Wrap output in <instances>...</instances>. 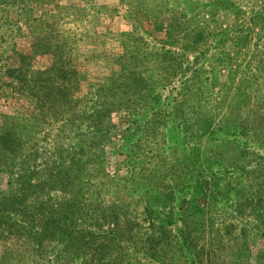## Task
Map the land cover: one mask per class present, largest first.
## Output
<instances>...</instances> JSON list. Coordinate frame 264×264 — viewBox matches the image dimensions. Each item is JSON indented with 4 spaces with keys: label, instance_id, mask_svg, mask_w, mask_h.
Wrapping results in <instances>:
<instances>
[{
    "label": "rangeland",
    "instance_id": "374dc122",
    "mask_svg": "<svg viewBox=\"0 0 264 264\" xmlns=\"http://www.w3.org/2000/svg\"><path fill=\"white\" fill-rule=\"evenodd\" d=\"M52 67L55 80H70L69 99L119 104L103 105L104 137L87 148L97 156L91 175L100 173L90 182L103 186H90V199L101 192L94 204L102 209L134 203L143 224L142 206L169 216L159 225L175 236L166 251L178 259L154 261L147 245L149 256L123 264H264V177L244 178L253 155L234 163L239 148L257 157L263 149L223 122L229 113L261 130L254 117L264 120V0H0V114L29 118L33 72L47 77ZM40 136L27 128L26 150L41 153ZM126 136L141 138L143 163L130 158ZM9 181L0 168V196ZM45 247L36 254L0 225V264H48L57 250ZM78 251L63 264L91 261Z\"/></svg>",
    "mask_w": 264,
    "mask_h": 264
},
{
    "label": "trees",
    "instance_id": "16d2710c",
    "mask_svg": "<svg viewBox=\"0 0 264 264\" xmlns=\"http://www.w3.org/2000/svg\"><path fill=\"white\" fill-rule=\"evenodd\" d=\"M53 71L52 67L48 72L50 76L43 78L40 71L33 72L36 77L32 86L34 100L28 104L29 118L15 114L3 117L0 114V168L10 177V188L6 195L0 196V225L5 224L11 234L30 240L36 254L46 253L45 246H55L57 251L49 256L48 264H60L58 259L63 264L69 255H78V250L92 254L87 264H123L139 254L149 256L147 245L154 253V256H149L154 257V261L161 262L157 258L164 259L169 254L171 261L178 259L175 253L166 251L168 246L171 252L175 236L159 225L160 221H164L160 219L164 214H149L148 206H142L148 217V223L143 224L132 216L134 203L123 200L120 205L110 204L102 209L100 201L94 204L101 192H95L96 199H90L92 192L89 193V187L95 185L101 190L103 186L99 179L97 183L90 182L100 173L91 175L95 170L89 166L95 163L90 161L97 156L88 152L87 148L102 135L104 137L103 105L116 108L119 104L116 101L69 99L70 80L62 77L56 81ZM23 81L24 85L26 82ZM16 91L23 93L21 88L20 92L15 88ZM48 97L50 100H47ZM11 101L17 105V100ZM225 117L228 119L223 122L234 131L235 136L248 138L250 134L255 149H263V156L257 157L254 150L250 151L251 146L246 148L247 152L239 148L234 161L238 166L242 159L252 155L257 159L244 174L248 183L254 184L258 176L264 177V120L254 117L261 130L253 132L250 129L252 119L237 122L236 118H229V113ZM90 127L95 130L94 133L89 130ZM27 128L36 137L41 135L38 137L41 139L37 138L43 143L38 148L41 153L36 152L37 148L26 150L24 131ZM140 140L133 137L129 140V136L124 138L132 154L130 158H137L143 163L142 157L146 159L148 155L141 149ZM185 172L192 173L189 169ZM142 173L138 170L133 175L139 177ZM255 191L261 192L260 189ZM142 225L148 229L138 237L136 233ZM139 242L142 245H138ZM188 242L185 241L186 245ZM115 249L119 252L118 256Z\"/></svg>",
    "mask_w": 264,
    "mask_h": 264
}]
</instances>
